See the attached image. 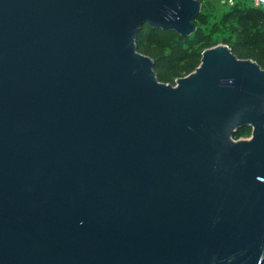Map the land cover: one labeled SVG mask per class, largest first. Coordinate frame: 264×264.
<instances>
[{"label":"water","instance_id":"obj_1","mask_svg":"<svg viewBox=\"0 0 264 264\" xmlns=\"http://www.w3.org/2000/svg\"><path fill=\"white\" fill-rule=\"evenodd\" d=\"M200 9L0 0V264H264V68L216 44L172 84L136 49Z\"/></svg>","mask_w":264,"mask_h":264},{"label":"trees","instance_id":"obj_2","mask_svg":"<svg viewBox=\"0 0 264 264\" xmlns=\"http://www.w3.org/2000/svg\"><path fill=\"white\" fill-rule=\"evenodd\" d=\"M234 19L237 22L231 32L236 36L224 38L223 43L237 57L252 59L264 68V11L248 0H235L220 17L225 25ZM193 22L196 28L188 36L147 24L136 34V49L153 59V69L160 81L174 84L176 78L189 74L198 66L204 49L217 44V39L212 38L216 25H209L206 12L200 9ZM248 129L247 126L237 130L233 137H239Z\"/></svg>","mask_w":264,"mask_h":264},{"label":"rangeland","instance_id":"obj_3","mask_svg":"<svg viewBox=\"0 0 264 264\" xmlns=\"http://www.w3.org/2000/svg\"><path fill=\"white\" fill-rule=\"evenodd\" d=\"M235 0H203L201 3V9L207 13L209 25H216V29L212 32V38L217 39V44H224L223 39L232 36L235 38V33L231 32V27L236 25L237 20L227 23L226 25L221 23L220 17L223 11L227 10L230 3ZM250 1V0H248ZM249 5V2H246ZM211 28V27H209ZM236 29H239L237 27ZM251 130L244 131L239 137H233L234 139H247L250 137Z\"/></svg>","mask_w":264,"mask_h":264},{"label":"built area","instance_id":"obj_4","mask_svg":"<svg viewBox=\"0 0 264 264\" xmlns=\"http://www.w3.org/2000/svg\"><path fill=\"white\" fill-rule=\"evenodd\" d=\"M250 2L255 6L264 11V0H250Z\"/></svg>","mask_w":264,"mask_h":264},{"label":"flooded vegetation","instance_id":"obj_5","mask_svg":"<svg viewBox=\"0 0 264 264\" xmlns=\"http://www.w3.org/2000/svg\"><path fill=\"white\" fill-rule=\"evenodd\" d=\"M249 130H251V128L249 127Z\"/></svg>","mask_w":264,"mask_h":264}]
</instances>
